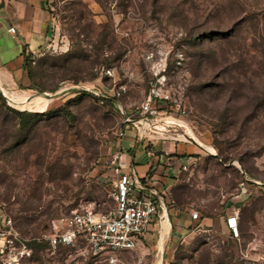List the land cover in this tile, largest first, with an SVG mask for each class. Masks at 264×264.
Here are the masks:
<instances>
[{
    "label": "rangeland",
    "instance_id": "1",
    "mask_svg": "<svg viewBox=\"0 0 264 264\" xmlns=\"http://www.w3.org/2000/svg\"><path fill=\"white\" fill-rule=\"evenodd\" d=\"M51 7L49 44L31 55L33 80L7 88L55 100L20 108L0 87V215L30 240L26 264H156L161 208L133 251L95 255L85 243L52 251L43 239L53 219L114 209L110 171L121 129L193 155L170 200L198 218L182 233L169 221L163 264H264V0H51ZM153 88L163 95L153 99L170 100L154 103L150 121L182 122L213 151L143 129L141 105ZM7 107L43 116L21 129Z\"/></svg>",
    "mask_w": 264,
    "mask_h": 264
},
{
    "label": "built area",
    "instance_id": "2",
    "mask_svg": "<svg viewBox=\"0 0 264 264\" xmlns=\"http://www.w3.org/2000/svg\"><path fill=\"white\" fill-rule=\"evenodd\" d=\"M10 32L15 33L12 27ZM111 74V71H107ZM125 92L121 87L118 96ZM163 98L160 89L153 88L148 99L141 105V114L150 121L157 115L154 103ZM125 122H131L128 117ZM125 131L121 129L119 138L123 139ZM119 140V142H120ZM157 152L149 151V155ZM114 165L111 167V178L115 182L114 199L116 205L108 213H95L87 210L72 216L53 219L49 231L43 237L52 251L66 247H76L85 243L95 255L103 252H125L136 250L140 239L151 229V225L159 211V201L154 191L142 186L134 169L118 152L114 155ZM192 161H183L181 170H188ZM144 191V193H142ZM198 218L197 213L192 214ZM228 226L237 229L235 217H230ZM33 257L30 240L16 229L10 218L0 215V264H26Z\"/></svg>",
    "mask_w": 264,
    "mask_h": 264
},
{
    "label": "crops",
    "instance_id": "3",
    "mask_svg": "<svg viewBox=\"0 0 264 264\" xmlns=\"http://www.w3.org/2000/svg\"><path fill=\"white\" fill-rule=\"evenodd\" d=\"M51 9V0H0V81L3 86L11 88L31 83L26 60L49 44ZM12 27L15 33L10 32ZM145 138L146 135L128 129L115 146L123 159L133 167L138 182L156 193L159 209L167 214L174 224V230L182 233L196 219H192L188 209L171 204L174 201L170 199L172 188L181 173L182 162L192 161L193 155L188 152V146ZM153 150L158 153L149 155V151ZM175 153L185 155L177 158L171 156ZM206 220L203 218L202 224H207Z\"/></svg>",
    "mask_w": 264,
    "mask_h": 264
},
{
    "label": "bare ground",
    "instance_id": "4",
    "mask_svg": "<svg viewBox=\"0 0 264 264\" xmlns=\"http://www.w3.org/2000/svg\"><path fill=\"white\" fill-rule=\"evenodd\" d=\"M0 87L5 91L7 97L11 104L15 105L16 107L25 108V107H32L33 104L36 106L45 109L46 106L55 100L58 94H49L46 93L45 95H29V94H17L13 90L9 88H4L2 82L0 81ZM25 98V99H24ZM143 129H153L160 133L163 132H170V134H175L183 138V140H188L189 142H193L195 144L203 146L207 148V150L213 151L212 148L208 147L204 144L201 140H199L191 128L179 121L176 120H167V121H160V122H151L146 121L143 123ZM167 134V133H166ZM163 220L161 222V230H160V239L158 243V257L156 264H163V254L166 246V242L169 238L171 224L169 219L166 215L163 216Z\"/></svg>",
    "mask_w": 264,
    "mask_h": 264
},
{
    "label": "trees",
    "instance_id": "5",
    "mask_svg": "<svg viewBox=\"0 0 264 264\" xmlns=\"http://www.w3.org/2000/svg\"><path fill=\"white\" fill-rule=\"evenodd\" d=\"M30 60H31V56H29L26 60V68H27V71H28V74H29V78L30 80L32 81L33 78H34V75H33V71H32V68L30 66ZM106 101H112V99H108V98H102ZM115 105V104H114ZM7 109L11 112H13L14 114L17 115L18 118H20V127L21 129H24L26 128V126L29 125L30 121L32 119H35L37 117H40V116H43V115H39V114H36V115H33L32 113L30 112H20V111H16L12 108H9L7 107ZM60 111H63L66 115H69V111L67 109H61ZM30 119V120H29ZM32 246V245H31ZM33 248V247H32Z\"/></svg>",
    "mask_w": 264,
    "mask_h": 264
},
{
    "label": "water",
    "instance_id": "6",
    "mask_svg": "<svg viewBox=\"0 0 264 264\" xmlns=\"http://www.w3.org/2000/svg\"><path fill=\"white\" fill-rule=\"evenodd\" d=\"M68 90L67 89H65V90H63V91H61L62 93H65V92H67Z\"/></svg>",
    "mask_w": 264,
    "mask_h": 264
}]
</instances>
